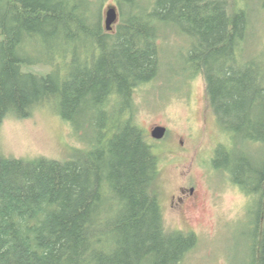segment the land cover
Segmentation results:
<instances>
[{
  "label": "trees",
  "instance_id": "obj_1",
  "mask_svg": "<svg viewBox=\"0 0 264 264\" xmlns=\"http://www.w3.org/2000/svg\"><path fill=\"white\" fill-rule=\"evenodd\" d=\"M104 1L0 0V123L53 104L93 132L64 161L0 154V264H181L195 248L194 232L166 227L159 157L134 119L136 89L160 75L167 24L190 38L193 76L234 138L215 166L258 197L252 264H264V159L238 147L264 145V45L246 52L253 13L243 0H117L109 31Z\"/></svg>",
  "mask_w": 264,
  "mask_h": 264
},
{
  "label": "rangeland",
  "instance_id": "obj_2",
  "mask_svg": "<svg viewBox=\"0 0 264 264\" xmlns=\"http://www.w3.org/2000/svg\"><path fill=\"white\" fill-rule=\"evenodd\" d=\"M253 13V35L247 54L264 45V0H243ZM118 17L107 27L108 11ZM117 0H105L103 24L115 31L120 21ZM167 35L160 39L162 69L155 80L142 84L134 93V119L141 126L159 157L158 190L169 230L194 232L197 245L181 264H252L258 197L248 196L230 179L229 173L214 164L221 145L231 147L234 138L225 131L210 106L203 75H194L188 61L190 38L179 27L162 26ZM96 121L99 118L95 119ZM80 129L65 121L51 104L38 108L28 118L7 117L0 123V154L34 159L45 156L68 160L75 150L88 148L91 123L79 120ZM166 126L162 139L152 130ZM251 160L264 159V145L253 142L244 150ZM195 188L196 202L179 213L172 203L181 188ZM255 212H254V211Z\"/></svg>",
  "mask_w": 264,
  "mask_h": 264
},
{
  "label": "flooded vegetation",
  "instance_id": "obj_3",
  "mask_svg": "<svg viewBox=\"0 0 264 264\" xmlns=\"http://www.w3.org/2000/svg\"><path fill=\"white\" fill-rule=\"evenodd\" d=\"M195 188H190V193H187V191L183 188L180 189V191L173 196L172 203L175 207H177L179 213L182 214L184 209L188 206H192L195 204Z\"/></svg>",
  "mask_w": 264,
  "mask_h": 264
},
{
  "label": "water",
  "instance_id": "obj_4",
  "mask_svg": "<svg viewBox=\"0 0 264 264\" xmlns=\"http://www.w3.org/2000/svg\"><path fill=\"white\" fill-rule=\"evenodd\" d=\"M117 17H118V13H117L116 9L112 8L108 11V17L106 20V24H107V27L109 29H111L110 24L113 21H115L117 19ZM166 132H167L166 126L158 125L152 130V135L156 139H162L165 136Z\"/></svg>",
  "mask_w": 264,
  "mask_h": 264
}]
</instances>
